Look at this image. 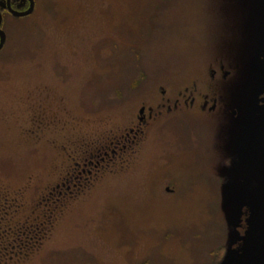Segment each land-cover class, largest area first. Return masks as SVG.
<instances>
[{"label": "rangeland", "instance_id": "1", "mask_svg": "<svg viewBox=\"0 0 264 264\" xmlns=\"http://www.w3.org/2000/svg\"><path fill=\"white\" fill-rule=\"evenodd\" d=\"M263 20L264 0H40L15 22L0 51V253L46 197L58 207L44 243L3 264H264L249 240L264 188L229 159L264 101ZM202 93L217 111L187 105ZM247 153L264 173V149Z\"/></svg>", "mask_w": 264, "mask_h": 264}, {"label": "flooded vegetation", "instance_id": "2", "mask_svg": "<svg viewBox=\"0 0 264 264\" xmlns=\"http://www.w3.org/2000/svg\"><path fill=\"white\" fill-rule=\"evenodd\" d=\"M39 4H40V0H0V47H1L0 51L5 47V45L8 41L9 31L11 30V27L13 26V24L17 21H27L28 19H30L36 13V11L39 10ZM256 39L258 42L259 41V35L258 34H257ZM260 54H261L260 50H258V48H256L255 59L260 64V66H259V69H260V72H259L260 86H261V89L264 90V60H263L264 58H262V55H260ZM231 68L234 69V67H232V66H231ZM220 69L226 70L228 68L226 66H224V64H223V65H220ZM217 72H218L217 70H213L212 71V77L215 78ZM231 74H232V72L226 71L225 77L228 78V76H230ZM162 93L164 94L165 92L162 91ZM258 93L261 94V91L258 90ZM213 98H214V96L210 95L209 93H206V94L202 93L201 94V100L196 102L195 97H193L192 95H188V96H186V103L188 106H191L192 109H199V111H201V112L213 113V112L217 111V109H218L217 99H213ZM211 100H213L212 104H210ZM262 106L264 107V103H259L256 107L258 110H262L261 109ZM177 107H178V103L175 104V109H177ZM169 111H170V109H169ZM234 114L236 115L237 112H234ZM248 123L250 124L249 132L245 135H242V141L244 140V138L246 136L250 135L252 133V130H253L254 126L252 125V121H248ZM241 127H242V123L240 122V120H235L234 127L232 126L234 131H236V133H237V130L240 129ZM244 127H245V125H244ZM234 155L229 158L231 160V163L233 162V160H235ZM260 158H263V156L261 155ZM253 164H254V162H253ZM230 167H228V168H230ZM245 176H247V175H245Z\"/></svg>", "mask_w": 264, "mask_h": 264}, {"label": "trees", "instance_id": "3", "mask_svg": "<svg viewBox=\"0 0 264 264\" xmlns=\"http://www.w3.org/2000/svg\"><path fill=\"white\" fill-rule=\"evenodd\" d=\"M58 199H49L46 197L47 205L45 207H48V213H43L42 216L35 218L32 222V224H26L25 226L21 227L18 231L14 233V236L12 237L11 244L7 247L12 248L14 247V251L16 254H9L7 251H1L0 253V262L3 264L8 258H13L21 253L23 249L29 248L31 250V253L36 250L38 246H40L42 243H44L45 239L49 235L56 211L54 210L55 207H58V205L53 206L51 203L52 201L54 203L57 202ZM43 206V207H44ZM48 229V231H47ZM44 232V234H43ZM44 235V236H43ZM29 256V253L23 254L21 257L27 258Z\"/></svg>", "mask_w": 264, "mask_h": 264}, {"label": "water", "instance_id": "4", "mask_svg": "<svg viewBox=\"0 0 264 264\" xmlns=\"http://www.w3.org/2000/svg\"><path fill=\"white\" fill-rule=\"evenodd\" d=\"M260 47L263 52L264 56V25L261 32V41H260ZM1 49V47H0ZM144 110H141V114H143ZM254 128L252 130V133L245 137L243 140V143L239 149L238 152V161H239V167L242 169V171L252 180L254 181L258 187L264 188V173L261 172L256 166L252 165L249 161L247 163L248 153L249 151L256 149L261 150L262 145L264 144V125L260 124H253ZM264 147V145H263ZM262 147V148H263ZM264 149V148H263ZM262 149V150H263ZM261 150V151H262ZM264 158V155H262ZM264 159L260 160L259 163H261ZM264 230V220H262L250 233H249V240L252 244V246L259 250H264V241H262L258 235L259 233ZM260 252V251H259Z\"/></svg>", "mask_w": 264, "mask_h": 264}]
</instances>
